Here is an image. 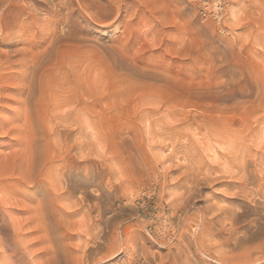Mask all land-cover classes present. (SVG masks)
<instances>
[{"label": "rangeland", "instance_id": "1", "mask_svg": "<svg viewBox=\"0 0 264 264\" xmlns=\"http://www.w3.org/2000/svg\"><path fill=\"white\" fill-rule=\"evenodd\" d=\"M0 264H264V0H0Z\"/></svg>", "mask_w": 264, "mask_h": 264}, {"label": "bare ground", "instance_id": "2", "mask_svg": "<svg viewBox=\"0 0 264 264\" xmlns=\"http://www.w3.org/2000/svg\"><path fill=\"white\" fill-rule=\"evenodd\" d=\"M31 35V34H30ZM34 36V35H33ZM29 38V37H28ZM31 41V40H30ZM40 42V41H39ZM31 60V59H30ZM25 63V62H24ZM28 63V62H27ZM29 64V63H28ZM24 67V66H23ZM39 67V66H38ZM28 68V67H27ZM36 68V67H35ZM37 70V69H36ZM34 71H35V69H34ZM36 72V71H35ZM34 72V73H35ZM37 72H40L39 70H37ZM43 72V71H42ZM28 74V73H27ZM29 74H31L30 72H29ZM38 74V73H37ZM41 75V74H40ZM43 75V74H42ZM28 76H32V74L31 75H28ZM35 76H36V73H35ZM39 77V76H38ZM43 77V76H42ZM29 79V78H28ZM30 80V79H29ZM34 81V80H33ZM27 82V81H26ZM30 83V82H29ZM28 84V83H27ZM26 85V84H25ZM27 86V85H26ZM26 86H24V87H26ZM32 86V85H31ZM30 86V87H31ZM23 89H25V88H23ZM27 89H29L28 87H27ZM33 89V88H32ZM32 91V90H31ZM26 92H28L29 93V91H27L26 90ZM27 94V93H26ZM31 94V93H30ZM30 94H28V95H30ZM29 98V97H28ZM249 164H250V162H249ZM243 165H244V163H243ZM246 165H248V164H246ZM263 167V166H262ZM245 173V172H244ZM251 173V172H250ZM247 175V174H246ZM249 175V174H248ZM243 177V176H242ZM188 179V178H187ZM97 180V179H96ZM99 180V179H98ZM152 182V181H151ZM98 187V186H97ZM107 193V192H106ZM188 195V194H187ZM258 200V199H257ZM239 244V243H238ZM204 253V252H203ZM69 255V254H68ZM67 256V255H66ZM70 262V261H69Z\"/></svg>", "mask_w": 264, "mask_h": 264}]
</instances>
